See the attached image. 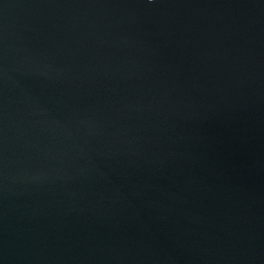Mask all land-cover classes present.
<instances>
[{"label": "water", "instance_id": "obj_1", "mask_svg": "<svg viewBox=\"0 0 264 264\" xmlns=\"http://www.w3.org/2000/svg\"><path fill=\"white\" fill-rule=\"evenodd\" d=\"M0 264H264V0H0Z\"/></svg>", "mask_w": 264, "mask_h": 264}]
</instances>
